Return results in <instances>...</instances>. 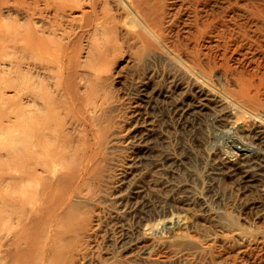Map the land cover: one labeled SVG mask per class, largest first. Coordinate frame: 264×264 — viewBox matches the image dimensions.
<instances>
[{
  "label": "bare ground",
  "instance_id": "bare-ground-1",
  "mask_svg": "<svg viewBox=\"0 0 264 264\" xmlns=\"http://www.w3.org/2000/svg\"><path fill=\"white\" fill-rule=\"evenodd\" d=\"M126 44L141 75L159 63L202 87L196 104L171 107L184 125L206 116L192 126L223 140V160L264 163V0H0V264L81 261L73 241L88 232L82 194L96 167L89 111L102 110L89 94L96 64Z\"/></svg>",
  "mask_w": 264,
  "mask_h": 264
},
{
  "label": "rangeland",
  "instance_id": "rangeland-1",
  "mask_svg": "<svg viewBox=\"0 0 264 264\" xmlns=\"http://www.w3.org/2000/svg\"><path fill=\"white\" fill-rule=\"evenodd\" d=\"M131 45L96 64L104 71L89 104L102 110L89 115L103 116L89 123L96 167L82 194L88 232L73 241L79 263L264 264V163L223 160L214 147L223 140L208 143L192 126L206 116L192 112L184 125L173 108L196 104L202 87L159 63L141 75Z\"/></svg>",
  "mask_w": 264,
  "mask_h": 264
}]
</instances>
